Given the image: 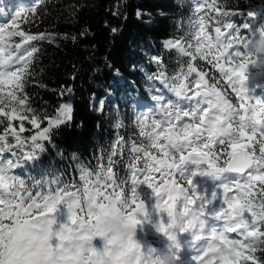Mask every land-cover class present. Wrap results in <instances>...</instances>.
Wrapping results in <instances>:
<instances>
[{
	"label": "snow or ice",
	"instance_id": "1",
	"mask_svg": "<svg viewBox=\"0 0 264 264\" xmlns=\"http://www.w3.org/2000/svg\"><path fill=\"white\" fill-rule=\"evenodd\" d=\"M201 7L196 8L199 13ZM37 9H20L11 14L10 23H0V85L9 83L13 90L9 91L7 96L15 105H24L25 112H31L29 123L33 127L39 128L42 121L40 114L26 105L27 96L24 94L25 84L32 75L31 68L39 48L32 44L33 41H48L53 43L55 36L53 34L30 35L17 29L16 25L22 20L30 22L34 19ZM29 13L33 14L32 16ZM5 8L0 7V16H8ZM141 16L142 13H137ZM229 13L222 12L221 16H227ZM248 13V16H253ZM19 18V19H18ZM222 23L221 20L216 21ZM207 20L203 16H198L192 24L193 36L196 38L195 51H192L193 45L180 39L169 38L165 43V49L177 51L182 57H189L186 64V71L181 67L179 73L169 76L163 63V58L154 56L153 62L157 65V72L148 77L149 80L159 82L164 88L175 97L168 99L162 93L153 94L152 100L155 102V108L148 112H140L136 123L139 127L140 135L147 141L146 144L137 145L135 142L131 145V152L134 154L135 163H130L129 169L131 175V197L125 195L124 187L118 183L117 173L114 168L119 161L114 160L118 152L123 151L124 138L118 137L111 154L108 156L107 166L100 167L98 170H90L87 166H81L79 169L80 179L83 182V188L76 185H65L62 188L52 190L51 187L44 191V185H50L53 181H36L28 186L24 180L15 175H11V169L20 166V159L15 162L7 161L0 163V264H98V261L91 259L96 256L95 249H88L89 259L82 261L78 256L73 255L64 248L63 242L70 238L73 232L68 224L61 226V230L55 232L54 239L58 241L53 245L51 230L44 231L45 224L53 223V214L57 207L63 203L68 209V219L70 225H76L82 221L85 216L92 219V213L88 209L89 202L96 204L99 208L105 207L102 201L121 200L126 201L125 210L128 220L135 224H141L142 220L138 216L146 217V207L144 202L136 193V188L146 184L157 198V209L164 208L169 217L174 216L177 197L176 192V172L180 171L184 164L190 162L186 153L204 155L201 147L215 150L216 161L209 160V167L213 170L222 163L229 171H241L251 162H256L258 169L264 170V102L253 99L245 94L243 82L245 80L246 64L237 63L242 55L239 52L241 47H246L247 35L241 34V29L232 23L224 25L227 29H234L229 32L228 37L222 38L221 27L215 28L216 36L213 41H209L208 53L214 51V59H208L209 64H213L222 77L226 78L227 86L232 89L238 97L239 106L233 103L228 94L223 91L222 85L216 78L214 82L209 83L205 79V73L198 70L192 61L197 58L205 60L208 53L202 52L203 40L209 39L205 32ZM247 29V24L242 26ZM116 32V29H113ZM83 35V33L81 34ZM7 37V39H5ZM14 37H20L21 43H15ZM67 39V36L64 37ZM203 38V40L201 39ZM73 36L72 40L75 41ZM26 46V47H25ZM199 54V56H198ZM225 64L228 67H225ZM195 73L191 81L189 77ZM115 74L120 76L119 70ZM192 85H196L193 88ZM201 87L204 89L201 90ZM71 97L72 89L67 90ZM159 93V89H156ZM17 93H20L18 96ZM5 98L0 97V105L4 104ZM105 100L101 99L97 106L95 94H93L92 106L94 110L103 111ZM13 105L12 112L17 111ZM243 110V111H242ZM73 103L71 99L59 105L55 115L47 117L48 126L38 131L31 137L30 150L27 151L23 160L35 161L40 153L45 151V143L53 144L52 136L55 130L61 126L67 125L72 120ZM158 114V115H157ZM0 115L6 116L9 121L16 118L0 107ZM184 118H188L187 121ZM23 119V117H20ZM3 123V121H0ZM116 128L121 125L117 123ZM11 128V123L7 125ZM23 131V129H21ZM212 143L200 145L204 134ZM12 135L16 139V145L13 146L7 141V129L5 134L0 135V153L12 151L13 147L23 150L26 140L22 139L15 132ZM257 135L259 139H256ZM247 142H245V139ZM258 145V155L257 147ZM54 146V145H53ZM229 149H231L229 151ZM252 151L249 152L248 150ZM153 150L162 154V158L153 155ZM143 153V158L139 155ZM222 153L223 155H221ZM15 155V153H13ZM142 160V167L139 163ZM159 173L160 183L155 184L152 181L154 174ZM212 175V172L205 173ZM143 176V179L140 177ZM256 182H264V175L255 177ZM59 183V180L55 181ZM191 183V180L188 181ZM75 188V191H71ZM34 189H37L34 192ZM189 203L195 206V201L189 200ZM135 205V207H133ZM207 205H205L206 207ZM264 211V208H262ZM223 215V213H221ZM160 231H166L164 224L160 225ZM258 235V233H254ZM87 239V237H81ZM173 240V236H169ZM264 240V238H262ZM111 244V241H109ZM135 241H129L125 248L115 257L113 264H127L126 257L133 251L139 249ZM259 249L250 247L244 251H238L236 256H229L227 259L218 257L214 264H260L257 259ZM63 254L55 255L57 252ZM154 250L148 249L145 253L147 260L152 256ZM200 259H203L200 258ZM139 264V260L137 261ZM199 264V260L197 261Z\"/></svg>",
	"mask_w": 264,
	"mask_h": 264
},
{
	"label": "trees",
	"instance_id": "2",
	"mask_svg": "<svg viewBox=\"0 0 264 264\" xmlns=\"http://www.w3.org/2000/svg\"><path fill=\"white\" fill-rule=\"evenodd\" d=\"M208 1L203 4L201 13L207 20V30L212 27L222 29L227 23L242 25L248 17L245 15L250 12L254 14L252 17L255 21H252L256 22V27L264 23V0ZM198 3V0H0L3 7L37 9L34 19L30 22L21 20L16 25L18 30L30 35L44 33L55 36L53 43L46 40L31 42L39 48V52L33 61L32 75L25 84L24 94L27 96L26 105L43 118L39 128L31 129L24 124L23 131H18L16 124L9 122L6 116H0V121H3L0 123V135H4L7 129L9 144L15 146L17 143L13 132L27 141L23 150L13 147L12 151L0 153L2 161L8 159L15 162L20 159V166L11 169L10 173L24 180L28 186L36 181H53L50 185H44V191L49 187L56 190L73 184L82 190L80 167L87 166L95 171L107 166L108 156L118 137H123V151L113 157L119 161L114 171L117 173L118 183L124 187L125 195L130 198L132 173L129 165L136 162L131 145L133 142L137 145L147 143L140 135L137 116L140 112L153 109L151 96L157 88L162 92V87L157 82L148 79L157 72V65L152 58H163L169 76L179 73L182 66L186 71L189 59L174 51L165 50L161 41L183 37L186 43L193 45L192 24L196 21L194 8ZM138 12L142 15L138 16ZM222 12L229 15L221 16ZM217 20L222 23L217 24ZM113 29H116L115 33ZM243 33L241 31L242 35ZM254 33L253 31L250 36ZM73 36L76 37L75 41L72 40ZM13 41L21 43V38L14 37ZM245 49H239L242 55L237 63L242 61L246 64L248 71L245 78H252V90L257 93L260 86L264 85V77L247 65L243 58ZM202 52L208 53V49ZM214 55L213 51L208 53L205 60L197 58L192 63L206 74L205 79L209 83L214 82L212 78L215 77L228 98L237 104L225 80L213 66L216 63ZM208 59H213V64H209ZM116 69L120 76L115 74ZM194 78L195 73L189 80ZM69 88L72 89L71 97L67 92ZM12 90L13 86L9 83L0 87V92L5 94ZM93 94L97 106L101 99L105 100L102 112L93 109ZM0 97L4 98L5 95ZM69 98L73 103L71 122L55 130L53 144L44 142L45 151L35 161H31L30 165L24 163L22 157L30 150L31 137L48 126L47 117L55 115L59 105ZM262 101L264 102V95ZM16 106L20 115L31 118L32 113L25 112L24 105ZM9 123L14 131L7 128ZM117 123L121 125L120 128H116ZM139 155L143 158V153ZM217 159L214 149L206 152L205 163ZM220 162L217 168L222 172L225 165ZM139 166L142 167V160ZM260 172L264 175V170L260 169ZM226 177L229 181L235 179L231 175ZM57 180L59 183L55 182ZM70 190L76 189L70 187ZM244 192L238 202L242 211L248 213L249 221L258 235L253 234L242 243L246 250L250 248L252 241H257V259L260 264H264V182L245 188ZM147 239L149 240V236ZM151 243L155 250H163L158 244ZM177 259L179 261L178 256Z\"/></svg>",
	"mask_w": 264,
	"mask_h": 264
},
{
	"label": "rangeland",
	"instance_id": "3",
	"mask_svg": "<svg viewBox=\"0 0 264 264\" xmlns=\"http://www.w3.org/2000/svg\"><path fill=\"white\" fill-rule=\"evenodd\" d=\"M198 1L201 2V4H203L205 2V0H198ZM12 7L10 9L7 8L8 10H10L8 16H0V23H7V24H9V26H11V23H10L11 14H14L16 12V11H14V12L12 11ZM201 39L203 40V38H201ZM208 43H209L208 39L203 40L202 51L208 49L207 48ZM195 45H196V38L194 37V43H193V47L191 49L192 51H195ZM225 67H228V65L225 64ZM247 71H248V68L246 67L245 73H247ZM217 72L222 77V75L218 69H217ZM222 78L225 80V82L227 84L226 78H224V77H222ZM5 84L6 83L0 85V87H4ZM252 84H253L252 78H247V79L245 78L242 86L245 89V94L249 98L253 99L251 101V103L254 104L255 99H258L260 101H262V100H261L260 95H256L251 90ZM230 92L232 93L233 98L235 100H237V105L239 106L238 97L235 95V93L232 91L231 88H230ZM160 93H162V92L157 93L155 91L153 94H160ZM162 94L166 98L169 99V96H167L165 93H162ZM2 95H5L4 98H6V99H5L4 104L0 105V107H3L6 112H8V113H10L16 117V118L12 119L11 121H9L8 119L7 120L9 122L16 124L18 131H22L21 129L24 127V124H27L29 127H31V129H36V127H33V125L31 123H29V119L26 116L20 115L18 110L15 113H13L12 107H13V105H15V103H13V101H11L10 98H8L7 94H5L4 92H0V96H2ZM151 98H152V96H151ZM151 104L154 105V107H155V102L152 99H151ZM16 109H17V106H16ZM148 111H149V109L145 110V112H148ZM0 116H3V115H0ZM20 117H23V119H20ZM184 120L187 121L188 118H184ZM10 130L14 131V128L11 127ZM244 139H245V142H247L246 138H244ZM256 139H259L258 135H257ZM206 143L210 144V143H212V141L207 139V134L205 133L204 136H202L201 140L199 141V144L204 145ZM256 147H257V153H258V145H256ZM210 149H211V147H209V148L201 147V152L204 153V155H202V156L199 154L191 153V152L186 153V155L189 156L190 162L194 163L196 168H197V171H195L193 173V175L198 178V181L206 182L205 177L207 174H205V173H207V170H206V166L204 167V165H203V161L205 159L206 152ZM229 150H231V149H229ZM248 151L251 152L252 150L249 149ZM153 153H154L153 155H156L158 159L162 158V154L155 152V150H153ZM22 160H23V158H22ZM7 161H8V159L3 160V161L0 160V163L7 162ZM23 162L28 163V165L31 164L30 160H24ZM190 162H188V163H190ZM188 163H186V164H188ZM16 168H18V167H15V169ZM177 173L183 179H184V177H186V175H184L182 173L181 174L179 172H177ZM259 175H262V173L260 172V169H258L256 167L255 161L253 162L252 168L246 174L235 176V179L233 182L229 181L225 175H221V181L217 185H218V187H220V185H222V188H226V189H223L224 192H222L220 194V197H218V195L213 196V200L217 201V203L214 204L215 205L214 206L215 213L219 212V215H221V213H223V215L225 216L224 218L227 220V222H225L226 224L229 221L231 223L234 221V223H233L234 227L238 228V227H242V226L243 227L249 226L250 227L249 232L246 231L243 233L242 231H238V232L234 231V233H235V237H234V236H231L228 234L227 235L223 234L221 232H219L220 234H218V235H213L212 234L213 229H212V230L207 231L206 235L203 238L200 234H198V236H197L196 234H194V232H196V231H194L195 230L194 229L195 223L194 222L192 223V220H190L189 217H187L188 206H186V204H189V201H188L189 198L184 196L183 191H181V188L176 185V192L174 193V195L177 197V199L175 202L176 207L174 209V213H175L174 216L170 218L167 211L164 208H160V209L155 208L154 206L157 204V198L155 197L154 194H151V197L148 199L149 203L145 204L147 216L146 217H142V216L137 217L138 219L142 220V223L137 225V232H136V237H135L136 242L135 243L137 244V242H138L139 246L142 248L144 253H147L148 249H152V250L156 249L155 246L151 242L158 244L159 247L163 248V249H165L166 247L170 248L172 251L179 254L180 258L182 259V260L177 261V264H181V261H182V264H197L198 260H199V264H214V262L217 260L218 257H224L225 259H227L229 256H236V253L238 250L241 251V250H244V248H245L243 243H242V239H245L247 236H251L255 233V231H254L255 228L252 227V225L249 221L248 213L242 211V206L238 202V198H241V196H244L243 195L245 193L244 188L248 189V188L252 187V185H254L255 183H258V182H256L255 177L259 176ZM140 179H143V176H141ZM186 184H187L188 188L192 186V183L189 184L188 181H186ZM232 188H235L237 190L232 192L231 191ZM150 191H151V189H149L146 184H142L136 188V193L141 200L143 198L147 197V194H149ZM226 191L228 193H226ZM229 191L231 193H229ZM192 201H195V198H193ZM195 204L198 205L196 203V201H195ZM133 207H135V205H133ZM189 208H192V206H189ZM182 216H184V219L182 218ZM52 218L55 220V224L53 225L54 230L60 228L63 225L71 224V222L68 219V209L65 207V205L63 203H61L57 207ZM185 220L188 222H185ZM161 224H164L166 226V231H160L159 230ZM227 228H228V226L226 227V229ZM216 230H224V224H219L218 228ZM174 231L177 232V235L179 236V238L187 236V237H189V240H192V242L199 241L200 239H210V238L216 237V238H218V240H220L221 244H217V247H214V246L210 247L207 245V242H208V240H207L206 245L204 246V249H203V247H199L200 249L199 248L192 249V251L196 254H193V255L192 254H182L178 251H175V248H177V246L175 245V242H176L175 234H176V232H174ZM170 235L174 237L173 240L169 239ZM147 236H149V240L147 239ZM52 243H53V245H55L56 240L55 239L52 240ZM92 243H93V247H95L97 250H100L102 248V241L99 238L94 239ZM198 243H200V242H198ZM212 247H213V249H212ZM216 249H217V251L219 249V252H218L219 254H217L218 256L214 257L211 260L206 261V263H205V261L203 262V259H200L203 256L204 250L206 252H211V251L214 252ZM217 251H215V252H217ZM154 252L155 251H153L152 255L154 254ZM194 255H195V257H194Z\"/></svg>",
	"mask_w": 264,
	"mask_h": 264
},
{
	"label": "clouds",
	"instance_id": "4",
	"mask_svg": "<svg viewBox=\"0 0 264 264\" xmlns=\"http://www.w3.org/2000/svg\"><path fill=\"white\" fill-rule=\"evenodd\" d=\"M243 58L248 66L256 69L261 77H264V23L256 28V33L247 40V47L244 51ZM102 201L105 207L99 208L96 204L89 202L87 207L92 213V219L87 216L76 225H70L73 232L70 238L63 242L64 248L73 255L78 256L82 261H87L89 256L88 249L92 248L96 251V256L91 257L98 261V264H113L115 257L125 248L129 241L136 242L137 225L131 223L126 215V201L115 200ZM45 224L44 231L51 230L54 240L55 232L60 231L61 227L54 230L53 225ZM87 237V239H81ZM99 238L102 241V248L97 250L93 247V240ZM111 241V244H109ZM58 243V241H56ZM257 241H252L249 247H256ZM138 244V242H137ZM139 245V244H138ZM63 254L57 252L55 255ZM127 264H177V256L170 249L156 250L154 254L145 259V253L142 248L133 251L127 257Z\"/></svg>",
	"mask_w": 264,
	"mask_h": 264
},
{
	"label": "bare ground",
	"instance_id": "5",
	"mask_svg": "<svg viewBox=\"0 0 264 264\" xmlns=\"http://www.w3.org/2000/svg\"><path fill=\"white\" fill-rule=\"evenodd\" d=\"M245 24H247V30H246V32H247V34L248 35H251L252 33H253V31L256 33V31H255V29L253 28L254 27V25H255V22L254 21H252V19L248 16V17H246V20H245V22H243L242 23V25H240L239 26V28L240 29H243V25H245ZM233 29H227L226 27L223 29V31H222V33H223V37L224 36H226V35H228V33L230 32V31H232ZM243 30H245V29H243ZM254 33V34H255ZM212 36H213V38H215V36H216V33H215V28L214 29H212ZM222 37V38H223ZM166 42V41H165ZM164 42V43H165ZM246 46H247V44H246ZM212 172V171H211ZM223 216H219V218H222ZM224 218V217H223ZM220 220H222V219H220ZM246 227H244V228H239V229H237L236 231L238 232V231H240V229H245ZM174 232H176V231H174ZM217 233H219V230H218V232ZM220 234V233H219ZM178 235H177V232H176V234H175V240H176V242H175V245L177 246V248H178V250L180 251V252H182L183 254H194V252L191 250V248H199V247H202V245H204V241L201 239V240H199V241H195V242H192V240H189V237H182V238H179V236L177 237ZM212 242L210 243V245H208V246H214V247H217V244H221V242H220V240H214V239H210ZM198 242H200V243H198ZM200 249V248H199ZM203 249H204V246H203ZM212 249H213V247H212ZM209 250V249H208ZM189 251V252H188ZM215 251H217V249L215 250ZM213 252V251H211V252H206L205 250H204V252H203V262L205 261V263H206V261H208V260H211V259H213L214 257H216V256H218L217 254H219L218 252H219V249H218V251L217 252ZM199 252V251H198ZM197 256V255H196ZM194 257H195V255H194ZM202 262V263H203Z\"/></svg>",
	"mask_w": 264,
	"mask_h": 264
},
{
	"label": "water",
	"instance_id": "6",
	"mask_svg": "<svg viewBox=\"0 0 264 264\" xmlns=\"http://www.w3.org/2000/svg\"><path fill=\"white\" fill-rule=\"evenodd\" d=\"M203 90H204V89H203ZM203 90H202V91H203ZM252 165H253V161H251V162L245 167V169H243V170H241V171H239V172H237V171H229V170H226V166H224V172H225L226 174H228V175H232V176L244 175V174H246V173L251 169Z\"/></svg>",
	"mask_w": 264,
	"mask_h": 264
},
{
	"label": "built area",
	"instance_id": "7",
	"mask_svg": "<svg viewBox=\"0 0 264 264\" xmlns=\"http://www.w3.org/2000/svg\"><path fill=\"white\" fill-rule=\"evenodd\" d=\"M252 19V18H251Z\"/></svg>",
	"mask_w": 264,
	"mask_h": 264
}]
</instances>
